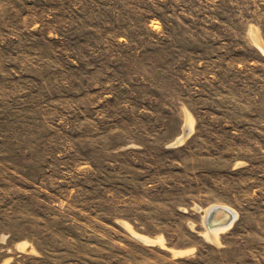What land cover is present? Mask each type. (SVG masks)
<instances>
[{"label":"rangeland","instance_id":"1","mask_svg":"<svg viewBox=\"0 0 264 264\" xmlns=\"http://www.w3.org/2000/svg\"><path fill=\"white\" fill-rule=\"evenodd\" d=\"M0 264H264V0H0Z\"/></svg>","mask_w":264,"mask_h":264},{"label":"bare ground","instance_id":"2","mask_svg":"<svg viewBox=\"0 0 264 264\" xmlns=\"http://www.w3.org/2000/svg\"><path fill=\"white\" fill-rule=\"evenodd\" d=\"M178 140L180 141L181 139H178ZM224 208L225 209H219L218 211L215 212L213 220H212V224H224L231 217L232 214L235 215L234 212L232 210H230L229 208H227V207H224ZM213 209L214 208H212L208 213L210 214V212ZM209 214H207V215H209ZM206 217H208V216H206ZM206 217H205V219H206ZM227 227H229V226H227ZM225 228L226 227H214L213 229H209V230L212 231L210 234L214 235L218 231H221V230H223Z\"/></svg>","mask_w":264,"mask_h":264},{"label":"water","instance_id":"3","mask_svg":"<svg viewBox=\"0 0 264 264\" xmlns=\"http://www.w3.org/2000/svg\"><path fill=\"white\" fill-rule=\"evenodd\" d=\"M219 209H225V208L224 207H216L210 212V214L208 213L209 215H207L208 217H206V219H205V226L208 230L213 229L214 227H227L235 219V215L232 214L231 217L224 224H212L214 214ZM207 212H209V211H207Z\"/></svg>","mask_w":264,"mask_h":264}]
</instances>
